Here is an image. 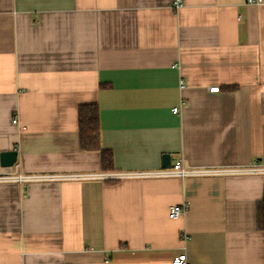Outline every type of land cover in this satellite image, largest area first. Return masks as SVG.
<instances>
[{"label": "crops", "instance_id": "crops-1", "mask_svg": "<svg viewBox=\"0 0 264 264\" xmlns=\"http://www.w3.org/2000/svg\"><path fill=\"white\" fill-rule=\"evenodd\" d=\"M173 2L0 0V174L264 166V0ZM89 103L112 169L81 148ZM263 192L261 173L3 182L0 264H264Z\"/></svg>", "mask_w": 264, "mask_h": 264}, {"label": "built area", "instance_id": "built-area-1", "mask_svg": "<svg viewBox=\"0 0 264 264\" xmlns=\"http://www.w3.org/2000/svg\"><path fill=\"white\" fill-rule=\"evenodd\" d=\"M249 3H260L261 0H247ZM182 0H174L173 6L177 8L182 7ZM210 92H218L219 87L213 86L210 89ZM179 108H175L174 111H178ZM16 122V120H15ZM251 174V173H261L264 174V166H261L257 163L251 164V166H238L236 168H228V167H192L189 168L184 165V160L179 159L170 167H165L162 170H152L149 172H105L100 174H86V173H61V174H25L22 172L17 173H3L0 174V183L3 182H13L19 183L21 185H25L32 181H47V180H76V179H91V178H111V179H120V178H134V177H193V176H207V175H222V174ZM187 205L179 204L170 206V215L172 217H179L184 212H186ZM183 239L189 240V236L184 234ZM171 264H190L187 258V254L184 252H180L178 256H176Z\"/></svg>", "mask_w": 264, "mask_h": 264}, {"label": "trees", "instance_id": "trees-1", "mask_svg": "<svg viewBox=\"0 0 264 264\" xmlns=\"http://www.w3.org/2000/svg\"><path fill=\"white\" fill-rule=\"evenodd\" d=\"M77 111L81 148L87 151L99 150L102 154V168L112 169L113 153L111 150L101 147L100 110L97 103L81 104ZM256 207L257 228L264 233V197L257 203Z\"/></svg>", "mask_w": 264, "mask_h": 264}, {"label": "water", "instance_id": "water-1", "mask_svg": "<svg viewBox=\"0 0 264 264\" xmlns=\"http://www.w3.org/2000/svg\"><path fill=\"white\" fill-rule=\"evenodd\" d=\"M1 163L2 166H13L17 162V152L15 150L12 151H3L1 153ZM170 161H169V155L165 154L163 156V163L162 166H169Z\"/></svg>", "mask_w": 264, "mask_h": 264}]
</instances>
